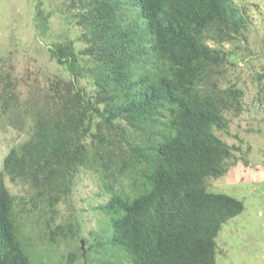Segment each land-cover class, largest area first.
<instances>
[{"label":"trees","instance_id":"obj_1","mask_svg":"<svg viewBox=\"0 0 264 264\" xmlns=\"http://www.w3.org/2000/svg\"><path fill=\"white\" fill-rule=\"evenodd\" d=\"M71 5L80 9L77 22L89 43L83 51L96 63L90 69L96 99L85 98L81 89L58 93L63 100L56 110L35 108L31 137L9 146L0 169V264H46L22 236L24 215L44 221L43 234L48 229L50 234L40 238L51 247L59 235L84 240V248L77 243L69 254L71 263L86 264L90 253L109 250L107 264H216L218 231L244 209L241 199L205 185L239 150L214 129L226 126V111H241V92L214 81L226 54L204 42L212 26L227 38L229 31L237 32L241 21L231 19L230 1L72 0ZM72 46L70 40L55 42L49 52L76 79L81 68ZM9 82L0 91L4 106L15 97L6 90ZM96 115L108 133L100 123L92 131ZM89 166L106 171L102 179L108 173L106 198L92 207L75 206L68 198L73 182ZM122 168L130 172L128 190L119 187ZM5 177L23 185V193L12 194ZM60 201L73 212L88 211L82 217L87 223L98 216V229L82 234L79 221L51 227Z\"/></svg>","mask_w":264,"mask_h":264},{"label":"rangeland","instance_id":"obj_2","mask_svg":"<svg viewBox=\"0 0 264 264\" xmlns=\"http://www.w3.org/2000/svg\"><path fill=\"white\" fill-rule=\"evenodd\" d=\"M38 1L43 18L36 13ZM71 1L0 0V91L10 81L5 89L15 95L4 106L1 100L3 93L0 94V169L9 146L31 137L34 130L32 111L35 108L43 105L52 111L63 100L62 97L60 100L56 98L58 93L71 95L78 89L82 90L85 98L96 99L98 86L90 72L96 63L91 54L83 51L89 43L82 38L84 29L77 22L80 9L77 5L72 6ZM229 1L234 9L231 19L241 21L237 32L229 31L231 36L227 38L217 35L212 26L205 33L204 42L226 54L223 65L213 77L214 81L221 88L233 86L241 92V111H226V126L221 130L214 129V133L229 147L239 146V150L232 151L234 156L225 162L226 170L216 177L207 178L205 185L207 190L229 194L244 204L242 212L226 221L218 231L215 238L216 264H264V92L260 90L264 88V0ZM69 40L78 54L81 68L76 79L68 66L58 63L49 52L55 42ZM97 105L101 111L106 108L101 100ZM116 122L114 120L113 124ZM97 123H100V130L108 133L107 125L101 122L99 115L92 117V131ZM126 130L130 132L131 128ZM89 141L87 136L85 143L91 151ZM127 152L123 150L124 156ZM136 166L135 163L126 168L130 170ZM84 170L75 177L68 198L75 206L92 207L106 198L103 184L109 177L107 173L102 179L106 171L96 170L95 166H89L87 173ZM127 170L122 168L124 173L119 183V187L125 190L129 189L130 183ZM4 183L12 194L23 193V185L12 184L7 177ZM79 198L86 201L79 202ZM88 214V211L82 214L73 212L60 201L57 219L50 224L51 227L55 224L67 226L79 221L84 228L82 234H85L88 228L99 227L98 216H91L88 223L83 221L82 217ZM25 217L21 221L22 236L35 245L31 249L35 257L40 253L46 264L80 262L75 260L71 263L68 256L75 252L77 243L84 248L82 238L77 241L74 237L59 235L57 243L51 247L40 238H48L50 234L49 229L43 234L46 229L44 221L32 220L33 215ZM106 252L108 254L90 253L86 264H107L110 252Z\"/></svg>","mask_w":264,"mask_h":264}]
</instances>
